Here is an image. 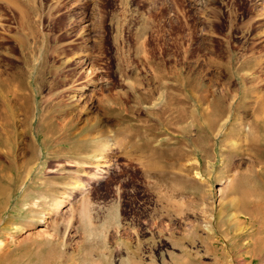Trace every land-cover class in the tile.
Returning <instances> with one entry per match:
<instances>
[{
    "label": "rangeland",
    "instance_id": "rangeland-1",
    "mask_svg": "<svg viewBox=\"0 0 264 264\" xmlns=\"http://www.w3.org/2000/svg\"><path fill=\"white\" fill-rule=\"evenodd\" d=\"M0 242L264 264V0H0Z\"/></svg>",
    "mask_w": 264,
    "mask_h": 264
},
{
    "label": "bare ground",
    "instance_id": "bare-ground-1",
    "mask_svg": "<svg viewBox=\"0 0 264 264\" xmlns=\"http://www.w3.org/2000/svg\"><path fill=\"white\" fill-rule=\"evenodd\" d=\"M14 4V3H13ZM14 5H16V4H14ZM14 11V13H16V16H20V14H21V10H20V8L19 9H14L13 10ZM23 29H24V25H23V22L21 21V20H19V22H18V24H17V27H16V32L17 33H19V32H23ZM21 32V33H22ZM35 32V31H34ZM20 33V34H21ZM28 33V32H27ZM16 34V33H15ZM23 34V33H22ZM28 35H30V38H31V40H32V42H33V44H34V47L36 46V42L38 41L37 40V36H36V34H34L33 32H30ZM13 39L15 40V43L17 44V47H18V49L20 48L21 50L23 49V48H26V46L27 45H25V41L23 40V38H22V36H19V35H13ZM117 48V47H116ZM152 52V51H151ZM160 54H161V52H160ZM160 54H158V58L160 57ZM163 55V54H162ZM161 55V56H162ZM154 57H152V55H150V54H147V56H146V61H147V63L148 64H153V66H155V67H157V68H159V69H163L164 67H165V69H166V66H164V64L162 63V62H154ZM162 61V60H161ZM83 63V62H82ZM84 64V63H83ZM149 65V66H150ZM179 67V66H178ZM177 67V68H178ZM179 68H181V66L179 67ZM151 69H152V67H151ZM178 70V69H177ZM78 79H80L79 77H78ZM262 120V119H261ZM259 122V121H258ZM233 214V213H232ZM234 216H235V213H234ZM237 217V216H236ZM227 220V219H226ZM236 220V219H235ZM233 223V222H232ZM236 223V222H235ZM234 227V226H233ZM237 229V228H236ZM228 232V231H227ZM225 233V232H224ZM2 243L0 242V245H1ZM254 247V246H253ZM255 247H256V245H255ZM254 247V248H255ZM256 249V248H255ZM255 249H254V251H255ZM252 251V250H251Z\"/></svg>",
    "mask_w": 264,
    "mask_h": 264
}]
</instances>
